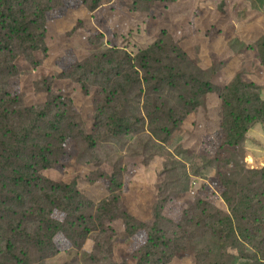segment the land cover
Segmentation results:
<instances>
[{"label":"rangeland","instance_id":"1","mask_svg":"<svg viewBox=\"0 0 264 264\" xmlns=\"http://www.w3.org/2000/svg\"><path fill=\"white\" fill-rule=\"evenodd\" d=\"M28 1L25 8L33 4ZM90 2L43 0L36 10L28 9L38 16L44 11V27L17 56V72L0 81V90L38 112L57 95L79 112L82 127L65 143H53L42 182L78 196L95 212L105 201L112 204L104 227L86 239H79L81 232L74 240L66 232L55 234L54 246L33 264H264V183L247 171L264 165L248 159L256 146L247 133L242 143L233 144L225 97L241 77L256 83L264 99V0H103L96 9ZM160 38V55L171 54L187 72L176 75L163 95L138 61L131 67L117 56L123 65L118 75V66L114 70L106 58L100 65L96 56L105 47L136 55ZM175 45L185 60L178 58ZM127 71L139 76L128 89L132 101L124 110L132 121L139 120L138 130L116 138L108 131L111 109L99 118L98 108L107 94L126 85ZM206 82L211 90L202 93ZM194 97L198 104L192 107L187 101ZM162 104L179 121L170 136L171 121L165 130L152 123ZM260 125L264 128L261 122L253 126ZM94 140L95 149L90 148ZM259 146L256 161L264 159L263 140ZM2 183L1 193L8 197L14 185L4 177ZM241 201L252 209H244ZM53 216L65 221L68 214L56 210ZM227 217L234 219L243 241H235ZM151 233H156L153 242ZM220 239L229 240L223 248L228 254L221 252ZM11 251L18 254L22 246L15 243Z\"/></svg>","mask_w":264,"mask_h":264},{"label":"trees","instance_id":"2","mask_svg":"<svg viewBox=\"0 0 264 264\" xmlns=\"http://www.w3.org/2000/svg\"><path fill=\"white\" fill-rule=\"evenodd\" d=\"M49 1V0H48ZM87 1V0H84ZM103 0H91L88 5L92 9L98 8ZM28 0H0V81L7 82L11 79L9 76L17 72L18 55L28 48L29 45L38 40L35 35L38 27L43 28L44 11L38 16L37 12L28 11L35 9V5L43 0H33V4L25 8ZM38 16V17H37ZM39 18V19H38ZM39 22H38V21ZM165 33V32H164ZM42 41V40H41ZM40 41V42H41ZM37 46V45H36ZM164 50V43L160 38L153 45L142 48L136 55L127 50L105 47L96 56L100 60V65L106 58L109 64L118 66L121 73L123 69L122 62L117 63V56H123L125 60L133 66L134 60L140 63L144 68L149 79H155L159 84L156 92L166 90V87H173L176 75L185 77L187 72L183 70L178 63H174V57L171 54L161 56L159 51ZM174 50L178 52V58L185 60L186 55L181 48L175 45ZM122 52V53H121ZM162 55L163 52L161 53ZM168 59V63H166ZM91 63L88 59L87 65ZM159 64V66H157ZM138 72V70H137ZM124 77L127 81L122 89H115L111 94L106 95L104 103H100L98 110L101 118L106 114L107 109H111L112 126L109 125V135L120 138L122 135L131 132L138 127L137 118L132 121L124 110L132 101L128 96V89L132 83L138 80V75L132 72H125ZM146 77V85H149V79ZM168 82L169 84L165 83ZM206 88L202 93L211 90L210 83L204 84ZM162 89V91H160ZM123 92L117 95V92ZM226 97V117L231 124L229 137L234 138L233 144L243 142L245 134L257 122L264 125V99L261 97V88L254 82H248L238 78L228 88ZM125 96V98H124ZM62 95L55 96L54 101H48L41 111H36L35 107H28L24 104L21 97L8 95L0 90V264H33L36 256L45 253L46 248L54 246V235L59 232H66L71 239L88 238L93 230L104 227L103 220L111 212L112 204L103 202L99 209L89 210L93 207H87L79 200L78 196L64 192L55 187H49L42 182V171L51 162L54 155V142L65 143L71 138L81 124L78 122L79 112L73 106L65 107L66 102H62ZM184 98L180 97V100ZM70 100V99H69ZM185 100V99H184ZM71 101V100H70ZM120 101V103H115ZM187 104L195 107L198 102L195 97L187 101ZM50 106H59L53 110ZM155 117L152 123H159L165 130L171 125L167 136L177 128L174 119V110L168 109L166 104L155 108ZM127 111V109H126ZM103 127V126H102ZM152 135L158 136V133L152 131ZM152 135H150L152 137ZM96 139V137H94ZM97 140L92 141L90 148H97ZM25 153V154H24ZM254 177H258L264 183L263 169H247ZM2 177L6 182L13 184L8 197L1 193ZM264 186V185H263ZM49 191H52L49 194ZM185 191L186 188H185ZM22 192L19 195H13ZM232 202L231 199H228ZM244 209L251 210L252 207L241 201ZM56 210H62L68 214L67 220L61 221L54 218ZM88 210V211H87ZM82 213V215H78ZM242 214V220H245L246 213ZM255 216V215H253ZM233 218L227 217L226 221L230 224L229 232L232 233L235 241L244 240L236 235L237 228L233 226ZM205 221V219H204ZM99 223V224H98ZM205 226H208L205 222ZM154 231H158V224H154ZM52 232V237H51ZM151 233L150 242L154 241ZM237 236V237H236ZM256 240L252 238L250 242ZM22 246V251L18 254L13 253V244ZM219 246L223 255V248L229 244L228 239H220ZM260 245L264 246L263 241ZM156 249V245L153 246ZM35 249L36 252L33 251ZM31 251L32 256H31ZM219 254V258L223 256ZM232 256V255H231ZM264 257V251H262ZM217 264H220L217 263Z\"/></svg>","mask_w":264,"mask_h":264},{"label":"crops","instance_id":"3","mask_svg":"<svg viewBox=\"0 0 264 264\" xmlns=\"http://www.w3.org/2000/svg\"><path fill=\"white\" fill-rule=\"evenodd\" d=\"M248 141H251L252 144H254L256 147H254V151H252V154H249L248 155V159H251V162L252 160H254L255 162H257L256 166H263L264 165V159L263 160H257L256 161V155L253 156V154H259L257 151L260 149L259 147V144H260V141L263 140L264 141V128L263 126H252L248 132ZM258 145V146H257ZM263 148V147H262ZM253 158H250L252 157ZM250 162V160H249Z\"/></svg>","mask_w":264,"mask_h":264}]
</instances>
